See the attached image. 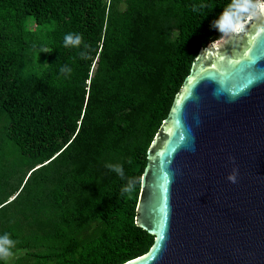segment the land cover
Masks as SVG:
<instances>
[{"label":"trees","instance_id":"16d2710c","mask_svg":"<svg viewBox=\"0 0 264 264\" xmlns=\"http://www.w3.org/2000/svg\"><path fill=\"white\" fill-rule=\"evenodd\" d=\"M230 5L242 13L249 0H0V157L41 166L21 193L44 170L34 189L45 203L44 217L11 211L0 236H21L16 216L37 223L17 239L52 242L33 264H125L150 251L155 236L136 221L147 153L196 57L223 36L213 22ZM67 33L89 49L65 48ZM108 164L134 178L130 193ZM94 221L98 232L78 238Z\"/></svg>","mask_w":264,"mask_h":264},{"label":"water","instance_id":"95a60500","mask_svg":"<svg viewBox=\"0 0 264 264\" xmlns=\"http://www.w3.org/2000/svg\"><path fill=\"white\" fill-rule=\"evenodd\" d=\"M147 155L125 264H264V13L198 54Z\"/></svg>","mask_w":264,"mask_h":264},{"label":"rangeland","instance_id":"374dc122","mask_svg":"<svg viewBox=\"0 0 264 264\" xmlns=\"http://www.w3.org/2000/svg\"><path fill=\"white\" fill-rule=\"evenodd\" d=\"M27 25L30 29H33L35 27L32 21H29ZM175 34L176 31L173 32V36H176ZM101 62V59L99 57H96L93 62L92 70H95ZM181 92H183V89L181 90ZM26 160L27 159H25L24 157L19 158L16 155H14L13 159H8L7 156H4L3 158L0 157V220H2L5 216H7L11 211L15 209L26 211L29 210L31 213H35L37 211L41 214V216L44 215L45 203L43 201L36 202L37 194L34 189V183H36L37 179L44 173V170L35 172L33 174L32 182L28 185L27 189L21 193L22 189L27 184L34 170L41 167L38 166L37 168L29 172L32 167V163L27 165L25 162ZM22 181L24 182L21 189L14 196H12V194L15 192V190H17ZM17 197H19L17 202L12 205L8 204ZM4 202L6 203L4 204ZM23 204L25 208L23 207ZM51 210L52 212H54V209ZM29 222L30 224L28 225ZM98 223L99 222L97 221L91 222L82 232L77 233V237L87 239V237L95 235L98 232ZM9 224L15 226V228L20 231L21 236L19 238L32 232L37 225V223L24 219V217L21 215L16 216L12 220V222H9ZM6 228L7 226L1 227L0 234L4 232ZM17 239L15 241L18 242ZM45 239H42L35 244L34 242H31V245L25 247H21L16 244V247L13 249L14 255L8 259L7 264H33V262L35 261L33 253L38 251H46V249L49 250V246L50 244H52V242H47ZM4 264H6L5 260Z\"/></svg>","mask_w":264,"mask_h":264},{"label":"clouds","instance_id":"9594fccd","mask_svg":"<svg viewBox=\"0 0 264 264\" xmlns=\"http://www.w3.org/2000/svg\"><path fill=\"white\" fill-rule=\"evenodd\" d=\"M195 10V9H194ZM250 10H254L256 14L264 13V0H256L255 4H251V0H249V6L244 8L242 13H235V5H230L225 9L221 16L213 22V27L224 35L228 32L235 31L236 27L241 25L244 21V18L247 14L250 13ZM64 47H72L76 49H89V45L84 43L83 36L78 33H67L64 35ZM79 55L82 59H87L89 57V51H80ZM61 74H70L71 68L62 66L60 68ZM106 167L115 172L120 179L127 180L126 185L123 187V192L130 193L135 187V180L131 177H125L124 169L122 165H112L108 164ZM228 180L232 183H236V176L229 175ZM17 241L11 238V234L5 232L3 236H0V259L5 260L6 264L10 257L14 255L13 249L16 247Z\"/></svg>","mask_w":264,"mask_h":264}]
</instances>
